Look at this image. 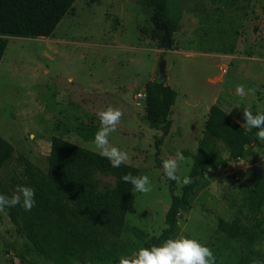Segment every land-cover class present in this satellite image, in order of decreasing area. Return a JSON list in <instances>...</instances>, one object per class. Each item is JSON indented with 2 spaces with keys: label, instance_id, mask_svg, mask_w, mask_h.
<instances>
[{
  "label": "rangeland",
  "instance_id": "1",
  "mask_svg": "<svg viewBox=\"0 0 264 264\" xmlns=\"http://www.w3.org/2000/svg\"><path fill=\"white\" fill-rule=\"evenodd\" d=\"M152 17L153 8L140 0H79L54 37L9 38L0 65V135L16 150L0 174L9 192L26 185L38 199L35 180L49 172L53 136L97 152L92 143L97 113L108 107L123 113L110 145L126 151L125 163L150 178L149 193H132L122 235L100 228L97 241L76 245L73 264H119L121 256L165 229L171 195L162 161L176 159L178 176L189 177L190 154L199 151L213 105L220 104L241 125L244 107L264 111V0H167L168 25L155 24ZM163 26L171 31L168 51L162 48ZM160 65L176 93L167 135L147 118L146 89L159 83ZM224 66L227 73L221 71ZM238 85L244 86V95L237 94ZM161 137L158 161L155 142ZM218 150L228 158L223 145ZM249 171L264 176V144L256 134L227 168L200 175L173 239H195L223 263L231 243L216 222L245 216L241 186L248 184ZM95 178L99 192L118 185L110 173ZM182 187L177 184L176 194ZM62 237L71 251L72 237ZM0 264H52L5 212L0 213Z\"/></svg>",
  "mask_w": 264,
  "mask_h": 264
},
{
  "label": "trees",
  "instance_id": "2",
  "mask_svg": "<svg viewBox=\"0 0 264 264\" xmlns=\"http://www.w3.org/2000/svg\"><path fill=\"white\" fill-rule=\"evenodd\" d=\"M79 0H0V65L9 38H52L60 23L70 14ZM153 8L155 24H167V0H140ZM169 35H171V31ZM147 118L162 125L164 135L169 133L172 106L176 93L167 84H149ZM256 129L246 131L220 104L210 108L205 122L204 136L197 154L190 156L193 164L189 177L193 183L182 187L176 194L177 183L169 180L164 172L171 195V205L165 215V229L152 236L144 247L159 246L173 239L181 212L190 206V197L199 186L200 175L208 170L227 168L232 160L240 158L252 143ZM164 138L155 142L158 161ZM223 145L228 158L218 150ZM14 146L0 135V174L13 158ZM131 172L140 175L138 168L123 164L113 168L97 152L82 148L59 136H53L47 176L36 179L40 192L36 205L30 212L21 206L6 209L11 221L21 225L28 243L36 253L52 264H73L71 258L78 254L76 245L97 241L100 228L120 237L132 197V185L122 181V175ZM97 173H110L118 179L115 189L98 191ZM178 175V173H177ZM248 184L241 186L246 214L231 222L218 219L217 230L230 241L228 254L221 264H264V176L249 171ZM0 194L12 193L2 186ZM62 223L66 230L62 231ZM70 235L75 243L71 251L63 245V237ZM216 264H220L216 258Z\"/></svg>",
  "mask_w": 264,
  "mask_h": 264
},
{
  "label": "clouds",
  "instance_id": "3",
  "mask_svg": "<svg viewBox=\"0 0 264 264\" xmlns=\"http://www.w3.org/2000/svg\"><path fill=\"white\" fill-rule=\"evenodd\" d=\"M236 92L244 95L243 85H238ZM122 111L118 108L108 107L97 113L99 128L94 135L92 143L97 154L106 158L113 168H119L129 159L126 151L111 146L109 136L117 130L122 118ZM244 123L241 125L246 131L256 129L257 140L264 144V111L253 113L248 107L243 110ZM180 160L184 157L181 153L176 154ZM162 169L165 176L178 185L188 186L193 183L191 177L183 179L177 175L178 163L176 159L162 161ZM122 181L132 185V193L147 194L151 189V181L148 175H133L128 172L121 177ZM21 206L30 212L36 205L35 190L26 185H17L13 194L7 196L0 194V213L6 209ZM119 264H216L213 251L195 239L179 238L168 239L163 244L151 248L141 247L128 256H121Z\"/></svg>",
  "mask_w": 264,
  "mask_h": 264
},
{
  "label": "water",
  "instance_id": "4",
  "mask_svg": "<svg viewBox=\"0 0 264 264\" xmlns=\"http://www.w3.org/2000/svg\"><path fill=\"white\" fill-rule=\"evenodd\" d=\"M163 29L165 31V37H164V42L162 44V48L165 51H168L172 47V44H171V41H170V35H169V32H168L167 28H165L163 26ZM160 72H161V76L159 78V83L160 84H166V82H167V74L165 72L164 65H160Z\"/></svg>",
  "mask_w": 264,
  "mask_h": 264
},
{
  "label": "built area",
  "instance_id": "5",
  "mask_svg": "<svg viewBox=\"0 0 264 264\" xmlns=\"http://www.w3.org/2000/svg\"><path fill=\"white\" fill-rule=\"evenodd\" d=\"M221 71H222V73H227V71H228V67H226V66L222 67ZM142 96H143L142 93L139 94V97H142Z\"/></svg>",
  "mask_w": 264,
  "mask_h": 264
}]
</instances>
